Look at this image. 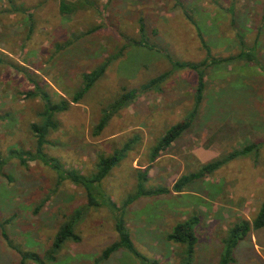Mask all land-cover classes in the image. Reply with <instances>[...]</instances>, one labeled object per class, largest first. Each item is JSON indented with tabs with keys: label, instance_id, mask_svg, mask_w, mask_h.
<instances>
[{
	"label": "rangeland",
	"instance_id": "rangeland-1",
	"mask_svg": "<svg viewBox=\"0 0 264 264\" xmlns=\"http://www.w3.org/2000/svg\"><path fill=\"white\" fill-rule=\"evenodd\" d=\"M61 1L78 2L0 0V223L12 220L4 227L7 240L0 228V264H20L24 253L43 257L60 226L82 208L89 211L74 228L79 242L66 241L50 264H141L125 251L98 261L116 238L111 211L136 193L139 175L147 189L171 191L181 176L249 144L258 153L228 161L181 193L136 199L124 221L135 249L159 264L179 262L180 246L165 239L176 224L197 219L192 264H218L221 240L233 225L248 222L251 230L230 264H264V227L252 226L264 201V0H87L92 6L71 15L60 14ZM140 20L147 42L175 61L205 57L199 33L213 57L236 56L242 40L255 48L258 65L235 61L208 69L191 127L154 161L156 142L192 110L196 82L193 72L181 70L141 91L171 67L161 53L127 45L139 42ZM120 51L84 98L57 115L58 129L45 147L63 170L90 177L99 154L133 141L94 190L100 207H87L82 188L68 181L57 187L51 168L34 161L22 166L9 151H32L29 127L42 110L40 98L27 96L34 83L52 102L70 100L82 74ZM131 89L135 101L94 135L101 110Z\"/></svg>",
	"mask_w": 264,
	"mask_h": 264
},
{
	"label": "trees",
	"instance_id": "trees-1",
	"mask_svg": "<svg viewBox=\"0 0 264 264\" xmlns=\"http://www.w3.org/2000/svg\"><path fill=\"white\" fill-rule=\"evenodd\" d=\"M84 6H92V3L88 2L87 0H78L77 4H71L61 1L59 4V12L61 15H71L77 10L82 9ZM138 26V32L140 36L139 42L135 43L128 40L127 45H136L149 51H156L158 53H161L171 67V71L169 73H164L149 80V83L141 87V91L153 90L160 83L164 82V80L169 77L171 72L181 70L193 72L195 74L196 82L195 92L193 95L192 110L188 113L187 117L183 121L170 127L156 142L150 154V160L154 161L156 158H158L160 153L167 150L172 143L178 140L191 127L192 122L196 117L197 111L203 100L205 91L204 79L206 71L208 69L228 65L235 61L256 65L255 63L257 61L254 54L255 48H247L242 40L239 41L240 50L236 56L229 58L213 57L201 35L198 33L199 41L205 51V57L198 63H181L173 60L168 54L161 52L160 49L156 48L154 45H150L147 42L145 37L146 33L144 30V24L141 20L139 21ZM127 45L123 46L121 51L125 50ZM121 51L113 58L103 61L90 72L82 74L81 85L78 90L71 96L70 100H60L59 102H52L49 95L37 83H34V92L28 93L27 96L29 98H40L42 102V110L38 114L39 122L31 124L29 127L31 134L34 137L32 151L15 149L9 151V156L17 159L19 164L22 166H26L29 161H34L40 163L45 167L51 168L57 175V187L62 183L68 181L70 184H74L77 187L82 188L87 198V207H100L95 198L96 193L94 192V190L99 186L100 182L110 172V170L120 161L124 154L127 151L131 150L130 147L133 145V141L129 142L126 145H123L120 150H116L110 155L99 154L97 156V162L95 164L96 172L90 177H84L74 170H63L54 159L48 157V155L45 153V147L49 144L48 136L58 129L59 124L56 120L57 115L68 111L73 104H78L91 90V88L104 76L111 62L116 60L121 55ZM137 93L138 92L136 89L123 90L116 99H114L111 103H109V105H107V107L101 110L100 118L96 126L94 127V135H99L107 127L113 117H115L121 110L129 107L135 101ZM259 148L260 147L258 145L249 144L248 146H245L239 150L233 151L228 156H225L224 159L220 158L206 163L202 165L196 173H190L188 175L181 176L172 186L171 191L174 193H181L189 185L219 170L228 161L237 157H243L251 155L253 153H258ZM144 179L145 174L139 175L136 193L127 201H125L114 212L111 211L113 215V226L116 238L114 242H112L101 252V255L98 259L99 262L107 261L113 254L119 251H125L141 264H159L155 260H148L135 249L130 235L127 232L124 221V211L126 210L127 206L136 199H139L140 197H157L169 194L171 192L170 190L162 187L147 189L145 187ZM88 209L82 208L80 211H75L72 217H70L60 226L50 249L45 251L43 257L38 256L36 253H24L21 254L20 264H26L29 261L33 262L34 264L53 263L56 260L57 254L66 241L75 243L79 242V238L76 236L74 228L80 221V219L89 211ZM11 221V219H8L0 223V228L2 230L1 235L6 240L7 235L4 231V227ZM196 225L197 219H189L184 223L176 224L165 238L167 241L180 246L181 252L178 264H192L194 248L196 244V237L194 233V228ZM252 226L255 230H259L264 227V201L261 203L258 209ZM250 230L251 224L248 222L237 223L229 229L227 237H224L221 240L222 251L219 256L218 264L232 263V251L236 247L237 243L243 240L249 234ZM8 245L9 247H12L10 243Z\"/></svg>",
	"mask_w": 264,
	"mask_h": 264
}]
</instances>
